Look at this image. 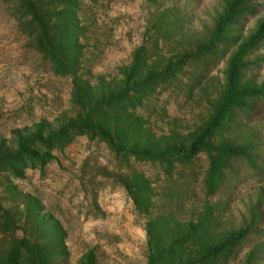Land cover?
Listing matches in <instances>:
<instances>
[{"label": "rangeland", "instance_id": "1", "mask_svg": "<svg viewBox=\"0 0 264 264\" xmlns=\"http://www.w3.org/2000/svg\"><path fill=\"white\" fill-rule=\"evenodd\" d=\"M43 1L48 8L56 6L54 0ZM226 1L80 0L81 63L87 68L80 75L90 72L92 87L100 76L117 85L140 49H145L148 66L157 69L187 56L172 82L152 91L135 109L144 128L164 144L187 147L206 128L227 84L232 57L264 19V0H253L230 30L229 41L197 57ZM22 10L21 0H0V55L9 52L7 60L0 56V155L17 149L16 134L34 131L42 121L49 125L47 134L60 120L82 113L73 101V77L56 75L44 60L32 27L26 28L31 18ZM165 12L166 20L178 19L172 26L162 22ZM243 64L241 84L264 90V41L246 54ZM211 143H226L241 153L227 161L218 188L208 197L210 234H246L234 249L202 264H264V95L235 109ZM52 154L53 161L26 167L23 177L0 170V264L22 238L41 247L46 264H87L88 255L92 264H148L150 219L166 214L185 223L202 212L211 165L205 151L190 165L176 162L165 171L158 163L117 157L107 142L87 135ZM133 172L151 183L149 214L136 211L124 185ZM4 217L14 221L16 231L4 226Z\"/></svg>", "mask_w": 264, "mask_h": 264}, {"label": "trees", "instance_id": "2", "mask_svg": "<svg viewBox=\"0 0 264 264\" xmlns=\"http://www.w3.org/2000/svg\"><path fill=\"white\" fill-rule=\"evenodd\" d=\"M252 1H226L224 13L217 18L211 36L198 47L197 57L209 54L219 43L229 41L230 30L245 13V5ZM44 2L21 0L22 11L31 18L26 28L32 27L30 33L35 38V46L44 60L51 62L55 74L73 77V101L82 113L77 118L60 120L59 126L50 129L47 134L49 125L45 121L37 124L34 131L16 134L17 149L0 155V170H8L16 177H23L26 167H44L55 159L52 154L54 150L67 147L79 135L107 142L117 157H133L137 161L158 163L164 171L171 169L176 162L188 166L194 156L205 151L210 155L211 165L204 179L203 192L206 199L202 212L185 223L177 222L173 215L166 214L150 219L147 225L148 264H202L234 249L246 232H231L223 238L212 237V207L208 197L218 188L227 161L240 155L241 151L226 143L214 145L211 138L225 130L235 109L242 107L252 97L264 95L263 89L250 88L240 81L245 66L243 58L264 41V19L232 57L227 69V84L214 104L206 128L196 133L187 147H183L180 144H164L162 138L158 139L151 134L144 128V120L136 114L135 109L152 91L164 83L172 82L185 66L187 56H180L177 61H168L164 68L157 69L148 66L145 49H140L130 67L123 70L121 83L115 85L100 76L97 85L92 87L90 72L80 75L81 70L87 69L81 63L82 46L79 37L84 27L80 26L77 14L80 0H54V8H48ZM166 16L167 12L163 13L162 22L166 25L178 20L168 21ZM124 185L132 195L136 211L149 214L154 205L150 181L133 172ZM4 220L5 227L17 230L14 221L9 218ZM23 248L26 253H23ZM43 256L41 247L22 238L3 254V264H46ZM92 263L93 256L88 255L87 264Z\"/></svg>", "mask_w": 264, "mask_h": 264}, {"label": "crops", "instance_id": "3", "mask_svg": "<svg viewBox=\"0 0 264 264\" xmlns=\"http://www.w3.org/2000/svg\"><path fill=\"white\" fill-rule=\"evenodd\" d=\"M14 42H15V44H14L15 47H16V48H17V47L19 48V45H20V44H18V43H20V41L15 39ZM17 42H18V43H17ZM7 50H8V49H5V51H2V53H1V55H0V56L4 57L5 60H7L6 58H8V54H9V52H8ZM3 60H4V59H3ZM6 80H7V79H6ZM0 96H1V93H0ZM7 96H8V95H7Z\"/></svg>", "mask_w": 264, "mask_h": 264}]
</instances>
